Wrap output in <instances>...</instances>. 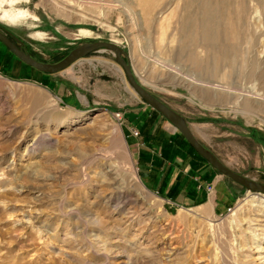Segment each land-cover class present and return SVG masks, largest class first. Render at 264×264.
Instances as JSON below:
<instances>
[{
  "label": "rangeland",
  "instance_id": "1",
  "mask_svg": "<svg viewBox=\"0 0 264 264\" xmlns=\"http://www.w3.org/2000/svg\"><path fill=\"white\" fill-rule=\"evenodd\" d=\"M4 10L12 23L0 30L45 64L85 43L119 47L206 150L264 185V0H14ZM151 110L112 51L44 74L0 42V264H264V212L248 202L259 194L236 185L215 214L144 184L131 138Z\"/></svg>",
  "mask_w": 264,
  "mask_h": 264
},
{
  "label": "crops",
  "instance_id": "2",
  "mask_svg": "<svg viewBox=\"0 0 264 264\" xmlns=\"http://www.w3.org/2000/svg\"><path fill=\"white\" fill-rule=\"evenodd\" d=\"M125 119L127 125L136 127L128 113ZM138 128L139 137L131 141L137 146L142 180L151 191L178 206L210 207L215 214L223 213L236 198L238 184L197 156L179 134L165 129L158 117ZM208 184L213 186L210 194L206 191Z\"/></svg>",
  "mask_w": 264,
  "mask_h": 264
},
{
  "label": "water",
  "instance_id": "3",
  "mask_svg": "<svg viewBox=\"0 0 264 264\" xmlns=\"http://www.w3.org/2000/svg\"><path fill=\"white\" fill-rule=\"evenodd\" d=\"M6 34H8L10 38ZM0 42L25 65L44 74H54L60 72L71 66L77 60L85 57L92 52H96L101 49L112 51L114 53L115 60L123 68L126 80L131 86L132 90L147 106H149L152 110L158 112L163 118H165V120L168 121L175 128V130L185 138V140L200 157H202L220 175L227 177L232 182L240 185L247 191L264 194L263 184L248 179L226 167L218 158H216L212 153L206 150L196 140L184 119L177 112L172 110L169 106L152 95L148 90L144 88V86L140 82L136 80L130 64L121 56L123 54V51L116 45L101 41L85 43L74 48L60 62L56 64H45L27 55L21 49L22 41L10 33H4L0 30Z\"/></svg>",
  "mask_w": 264,
  "mask_h": 264
},
{
  "label": "bare ground",
  "instance_id": "4",
  "mask_svg": "<svg viewBox=\"0 0 264 264\" xmlns=\"http://www.w3.org/2000/svg\"><path fill=\"white\" fill-rule=\"evenodd\" d=\"M207 8V7H206ZM126 10V9H125ZM129 11H134L133 8H130ZM131 15V14H130ZM66 71V70H65ZM254 96V95H253ZM251 193V192H250ZM252 194H259V199H254V195L251 196V198L248 200V202L251 203L252 207H256L257 211L264 212V196L261 195L262 193H252ZM257 203V204H256ZM256 221V220H255ZM258 222H262L257 220ZM264 239V238H263Z\"/></svg>",
  "mask_w": 264,
  "mask_h": 264
},
{
  "label": "clouds",
  "instance_id": "5",
  "mask_svg": "<svg viewBox=\"0 0 264 264\" xmlns=\"http://www.w3.org/2000/svg\"><path fill=\"white\" fill-rule=\"evenodd\" d=\"M14 3V0H0V22L11 24L12 20L9 18L7 11L4 10V5H11Z\"/></svg>",
  "mask_w": 264,
  "mask_h": 264
},
{
  "label": "trees",
  "instance_id": "6",
  "mask_svg": "<svg viewBox=\"0 0 264 264\" xmlns=\"http://www.w3.org/2000/svg\"><path fill=\"white\" fill-rule=\"evenodd\" d=\"M148 116H146L147 118L145 119V121L150 122L151 120L154 119V117H158L159 120L165 121V118H163L158 112L151 110L149 112H147ZM181 137L183 138L184 142L188 145V147L196 154L198 155L195 150L189 145V143L185 140V138L181 135ZM199 156V155H198ZM200 157V156H199ZM202 158V157H200ZM203 159V158H202ZM204 160V159H203ZM205 161V160H204Z\"/></svg>",
  "mask_w": 264,
  "mask_h": 264
},
{
  "label": "built area",
  "instance_id": "7",
  "mask_svg": "<svg viewBox=\"0 0 264 264\" xmlns=\"http://www.w3.org/2000/svg\"><path fill=\"white\" fill-rule=\"evenodd\" d=\"M114 117L117 120H121V114L119 112L115 113ZM133 134L136 137L139 135V133L137 131H135ZM206 191H207L208 194L212 193L213 192V186L211 184L206 185Z\"/></svg>",
  "mask_w": 264,
  "mask_h": 264
},
{
  "label": "flooded vegetation",
  "instance_id": "8",
  "mask_svg": "<svg viewBox=\"0 0 264 264\" xmlns=\"http://www.w3.org/2000/svg\"><path fill=\"white\" fill-rule=\"evenodd\" d=\"M4 33H10V32H8V31H5ZM11 34V33H10ZM7 36H8V34H6ZM9 38H10V36H8Z\"/></svg>",
  "mask_w": 264,
  "mask_h": 264
}]
</instances>
